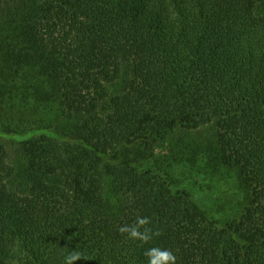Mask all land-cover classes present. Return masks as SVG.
Listing matches in <instances>:
<instances>
[{
  "label": "trees",
  "instance_id": "obj_1",
  "mask_svg": "<svg viewBox=\"0 0 264 264\" xmlns=\"http://www.w3.org/2000/svg\"><path fill=\"white\" fill-rule=\"evenodd\" d=\"M1 11L0 264H65L73 251L75 264H148L151 247L177 264H264V0ZM29 98L55 123L13 115L7 100ZM203 129L201 144L183 139ZM161 147L171 154L153 164ZM215 169L238 175L242 214L217 215L177 185ZM137 216L162 235L121 234Z\"/></svg>",
  "mask_w": 264,
  "mask_h": 264
},
{
  "label": "rangeland",
  "instance_id": "obj_2",
  "mask_svg": "<svg viewBox=\"0 0 264 264\" xmlns=\"http://www.w3.org/2000/svg\"><path fill=\"white\" fill-rule=\"evenodd\" d=\"M5 1V0H4ZM10 3L13 0H8ZM7 2V0H6ZM5 12L1 11L0 14V29L3 30V33L6 30V27L9 28L7 21L5 19ZM3 55L0 58V62L2 65L5 64V59ZM8 106L11 108V112L15 115L16 117H24L26 118L27 121H24L25 123L35 126L37 124H41L44 122L45 119H47L52 125L55 123V116L52 114L50 111L45 113V108L46 105L43 104V106L38 108V105L40 103H36L33 101L32 98H29L27 101L25 99L19 101L16 105H11V100H7ZM36 106L37 112H39L38 115H33L35 113L34 108ZM44 107V108H43ZM9 108V110H10ZM47 109V108H46ZM46 114V115H45ZM33 115V116H32ZM50 117V118H46ZM3 120H6L7 122V117L3 115ZM24 123V124H25ZM193 134L191 135H183L186 138H191L196 142V144H201L205 138L208 137V130L203 129L198 132H192ZM180 138V137H179ZM169 145L170 142H167ZM166 144V146H168ZM16 150V149H15ZM13 151V158L12 160H17V155L16 151ZM171 152L167 151L165 147H161V149H158L157 151V156L153 161V164L155 161L158 159L159 155L162 156H168L170 155ZM158 165L159 160H158ZM167 166V165H166ZM165 166V167H166ZM164 168V167H163ZM212 169L214 167L212 166ZM215 175L212 178H208V180H204L203 177L199 176L197 179V172H195L196 178L189 177L185 178L182 180V183L177 181V185L181 186L182 184L187 190H190L195 198L200 201L201 203L209 206L214 213L217 215L221 214L220 216H226V217H235L238 216L239 214H242L244 204H245V192L240 194L241 197H238L237 200H235V196H237V185H239V180H238V175L234 172H227L224 170L218 171V169L214 170ZM198 172H200V169H198ZM16 182V181H15ZM236 188V189H235Z\"/></svg>",
  "mask_w": 264,
  "mask_h": 264
},
{
  "label": "clouds",
  "instance_id": "obj_3",
  "mask_svg": "<svg viewBox=\"0 0 264 264\" xmlns=\"http://www.w3.org/2000/svg\"><path fill=\"white\" fill-rule=\"evenodd\" d=\"M151 220L148 217L137 216L135 222L131 225H124L119 228L121 234H127L130 240H138L141 244L149 243L154 236L162 235L160 230L153 231L148 225ZM148 264H177L176 255L168 249L159 247H151L144 252ZM82 254L78 251H73L65 257V264H75L76 261L82 259Z\"/></svg>",
  "mask_w": 264,
  "mask_h": 264
}]
</instances>
